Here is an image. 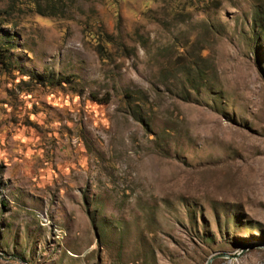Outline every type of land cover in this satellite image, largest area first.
Masks as SVG:
<instances>
[{
	"label": "rangeland",
	"instance_id": "1",
	"mask_svg": "<svg viewBox=\"0 0 264 264\" xmlns=\"http://www.w3.org/2000/svg\"><path fill=\"white\" fill-rule=\"evenodd\" d=\"M9 5L0 264H264V0Z\"/></svg>",
	"mask_w": 264,
	"mask_h": 264
},
{
	"label": "trees",
	"instance_id": "2",
	"mask_svg": "<svg viewBox=\"0 0 264 264\" xmlns=\"http://www.w3.org/2000/svg\"><path fill=\"white\" fill-rule=\"evenodd\" d=\"M23 1L27 2V4L30 7H32L37 14L52 17L55 15L54 14L55 8H56L57 3L60 0H43L42 2H40V0H23ZM9 3H10L9 7H12L13 5L17 3V0H9ZM7 52L8 50L6 48H3V47L0 48V65L1 66L9 65L8 56L6 54ZM42 79L43 81L41 83H47V85H51V86H57V85H61L62 83L63 84L68 83V81L65 78L55 77L51 73H46L42 75L40 77V80ZM126 93L128 94L129 92H126ZM93 98L95 99L94 96ZM130 98H131L130 95L126 96V99H130ZM100 101L106 102V100H100Z\"/></svg>",
	"mask_w": 264,
	"mask_h": 264
},
{
	"label": "water",
	"instance_id": "3",
	"mask_svg": "<svg viewBox=\"0 0 264 264\" xmlns=\"http://www.w3.org/2000/svg\"><path fill=\"white\" fill-rule=\"evenodd\" d=\"M214 257H217V256H214ZM212 259V258H211ZM211 259L206 263V264H209V262L211 261Z\"/></svg>",
	"mask_w": 264,
	"mask_h": 264
}]
</instances>
